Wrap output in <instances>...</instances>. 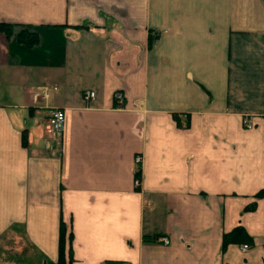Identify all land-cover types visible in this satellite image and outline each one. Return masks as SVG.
I'll return each instance as SVG.
<instances>
[{"label": "crops", "instance_id": "crops-1", "mask_svg": "<svg viewBox=\"0 0 264 264\" xmlns=\"http://www.w3.org/2000/svg\"><path fill=\"white\" fill-rule=\"evenodd\" d=\"M0 24V264H57L61 223L72 264H264V0H0Z\"/></svg>", "mask_w": 264, "mask_h": 264}, {"label": "trees", "instance_id": "trees-1", "mask_svg": "<svg viewBox=\"0 0 264 264\" xmlns=\"http://www.w3.org/2000/svg\"><path fill=\"white\" fill-rule=\"evenodd\" d=\"M11 26L8 24H0V31L6 35L10 33ZM19 40L26 44L27 46H33L37 43V34L36 32H29L23 30L19 34ZM153 38H150L151 44L153 43ZM177 126L180 128H188L189 127V120L188 116L184 122H181L178 115H173ZM138 177V174L137 176ZM257 198L262 199L264 198V190L260 191ZM160 236H143L144 243H155ZM69 242L68 251L66 250V243ZM71 242H72V234L69 233L68 238L66 235V228L64 224L61 223L60 225V232H59V247H58V262L57 264H72V255H71ZM228 244H247L251 245V239L247 236L246 232L242 228H237L232 231L230 234H227L223 237V247ZM66 257L67 260H66ZM106 264H124L123 262H106Z\"/></svg>", "mask_w": 264, "mask_h": 264}, {"label": "built area", "instance_id": "built-area-1", "mask_svg": "<svg viewBox=\"0 0 264 264\" xmlns=\"http://www.w3.org/2000/svg\"><path fill=\"white\" fill-rule=\"evenodd\" d=\"M95 94L94 92L92 91H88V92H85L83 94V100L85 102H89L91 100H93ZM116 100L117 101H121V96L120 95H117L116 97ZM64 121H65V116H64V112L61 111V110H52L49 114V116L47 117V120H46V130L49 134H52V135H55V136H59L63 130V125H64ZM243 124L245 126H249V122L248 120H244L243 121ZM137 162L140 161V158H137L136 160ZM157 241L163 245H168L169 244V241L167 238L165 237H161V238H158ZM242 250H247V246H243L242 247Z\"/></svg>", "mask_w": 264, "mask_h": 264}]
</instances>
